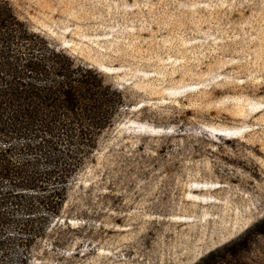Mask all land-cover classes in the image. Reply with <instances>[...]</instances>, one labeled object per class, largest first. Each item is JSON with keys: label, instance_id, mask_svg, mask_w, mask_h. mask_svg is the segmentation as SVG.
I'll return each mask as SVG.
<instances>
[{"label": "rangeland", "instance_id": "obj_1", "mask_svg": "<svg viewBox=\"0 0 264 264\" xmlns=\"http://www.w3.org/2000/svg\"><path fill=\"white\" fill-rule=\"evenodd\" d=\"M127 105L29 264H264V0H8Z\"/></svg>", "mask_w": 264, "mask_h": 264}, {"label": "trees", "instance_id": "obj_2", "mask_svg": "<svg viewBox=\"0 0 264 264\" xmlns=\"http://www.w3.org/2000/svg\"><path fill=\"white\" fill-rule=\"evenodd\" d=\"M126 105L97 67L77 62L0 0V264L30 263L72 178Z\"/></svg>", "mask_w": 264, "mask_h": 264}]
</instances>
